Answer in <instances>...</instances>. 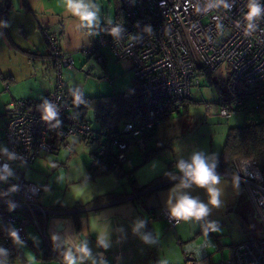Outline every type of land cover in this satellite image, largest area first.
I'll return each mask as SVG.
<instances>
[{"label":"built area","instance_id":"2783aa9c","mask_svg":"<svg viewBox=\"0 0 264 264\" xmlns=\"http://www.w3.org/2000/svg\"><path fill=\"white\" fill-rule=\"evenodd\" d=\"M224 3L230 8L218 5L217 0H120L122 19L101 25L95 46L86 55L108 46L115 58L130 60L145 105L144 116L108 120L95 128L80 118L72 105V95L63 89L60 78L57 88L40 101L15 99L6 104L4 139L6 148L16 158L9 160L0 153V167L7 163L13 171L6 181L0 180V221L4 228L0 248L9 253L7 258L0 256V261L17 254L10 231L17 230L20 240L26 241L23 221L30 219L37 224L36 214L43 211L38 204L41 186L24 178L27 167L40 153L70 148L68 139L77 136L95 143L91 167L100 163L112 173L124 171L130 176L133 145L148 147L161 120L179 112L184 101L191 99V81L200 71L212 74L225 65L236 81L251 86L264 82V18L249 34L245 19L247 0ZM260 3L264 4V0ZM117 23L124 32L115 39L109 30ZM95 58L102 61L100 55ZM59 66L72 67L73 59L64 55ZM45 100L57 106L59 126L56 120H42L40 106ZM216 102L223 117L243 110L259 112L264 108V88L232 98L220 96ZM210 107L211 102L205 101L206 116ZM228 175L243 183L264 229V176L257 160L235 161V172ZM143 209L150 218L163 219L171 227L182 221L170 217L167 210L147 204ZM198 260L195 250L187 247L183 264H198ZM216 264H264V236L237 243L230 257Z\"/></svg>","mask_w":264,"mask_h":264},{"label":"crops","instance_id":"0c3cea01","mask_svg":"<svg viewBox=\"0 0 264 264\" xmlns=\"http://www.w3.org/2000/svg\"><path fill=\"white\" fill-rule=\"evenodd\" d=\"M0 2L3 4L0 10V81L5 87L4 93L0 92V95L8 94L5 96L8 98L5 106L15 99L42 100L46 94L57 88L63 68L84 72L85 67L90 65L93 72L105 73L103 71L105 59L100 52L102 47L91 56L86 55V51L94 47L95 42L83 46L77 52L78 56L84 58L79 67L75 66L74 60L72 67L59 66L60 59L64 55L73 56V53L60 46L58 38L64 33V27L57 21L52 22L53 17L43 13L44 8L39 4L41 0H0ZM97 55L102 57L101 62L95 58ZM44 56L52 59V65L58 72L57 84L54 87L36 92L29 90L24 92L16 88L8 90L11 83L14 87L18 80L31 78L39 64L37 62H40ZM33 58L39 61L34 62ZM11 61H14L15 65L11 66L9 64ZM191 101L187 108L183 106L179 112L165 116L161 120L148 147L137 143L133 145L132 162L128 167L132 170L130 176L109 171L94 178L89 177L93 159V148L89 145L92 143L77 136H72L73 140L69 142L70 148H61L54 153H40L30 164L36 162V166L39 165L44 169L41 181H32L41 186L38 204L43 211L36 214L37 224L30 219L23 221L27 239L17 244V254L8 261V264H66L64 260L66 252H71L77 258V264H183L184 252L182 256L178 249L175 252L163 251L168 231L175 230L177 225L171 227L163 219L150 218L144 211L143 205L168 211L166 205L168 193L180 182L182 175L176 169V163L182 154L178 153L176 147H172L175 141L168 139L167 135L173 133L174 127L171 124L175 119L183 124L189 123L190 107L197 102L192 98ZM212 103L208 116L203 110L204 122L215 117L226 118L219 113L218 104L213 110ZM4 115H6L5 107ZM87 119L92 124L89 112ZM97 122H99L97 126L93 124L92 126L96 128L102 125L98 119ZM213 142L210 140L208 147L205 144L201 146L209 164L216 162V157L220 155L224 144V141L220 146L217 143L214 150ZM82 143L87 144L89 149L81 146ZM38 158L41 160L38 161ZM216 172L222 177L221 184L218 185L222 190L220 197L222 203L216 207L222 219L218 220L217 227L227 222L228 217L233 214L246 217V212L251 208L257 216L243 183L229 176V173ZM149 185L152 186L144 189ZM185 191L208 203L209 198L204 189L193 185L192 189ZM138 192L143 193L135 195ZM109 193L118 196L102 199ZM246 201H249L248 205L244 206ZM209 207L211 212L208 219L213 220L212 215L217 209L211 205ZM137 219L147 221L140 231L144 234L152 233L153 239L157 241L155 244H146L133 233L132 228ZM101 236L106 237L109 242L110 247L107 249L98 242ZM85 242L91 250V257L86 256L82 251ZM178 244L182 247L180 242ZM210 244L212 245L211 242ZM202 247L190 245V248L195 250V254L200 253ZM171 253L175 256L172 261L169 260ZM158 255L162 257L160 263L157 261ZM198 264L209 263L199 258Z\"/></svg>","mask_w":264,"mask_h":264},{"label":"rangeland","instance_id":"374dc122","mask_svg":"<svg viewBox=\"0 0 264 264\" xmlns=\"http://www.w3.org/2000/svg\"><path fill=\"white\" fill-rule=\"evenodd\" d=\"M94 2L100 8L101 19L99 26L93 29L79 26V21L65 10L63 0H41L39 2L41 7L44 8L43 13L49 17L52 16V22L57 21L64 27V33L58 38V42L64 50H70L69 52L73 53V56L70 54L76 67H79L84 60V58H81L82 56H78L77 54L79 49L88 44L90 45V43H96L101 25L114 20L116 15L117 10L114 0H94ZM100 52L104 55L105 59L103 66L105 73L93 72L90 65L86 66L83 70L84 72L78 69L63 68L60 78L64 83L63 89L65 91H68L71 95L81 94L91 97L120 93L132 85L134 77L130 60L127 58H115L108 46L102 47ZM33 59L34 62L39 61L36 58ZM37 63L39 64L31 78L28 80H18L17 85L14 87H12L13 84L11 83L10 89L8 90L16 88L24 92L27 90L36 92L48 87H54L57 84L58 72L52 65V59L44 56ZM9 64L13 66L15 62L11 61ZM229 74L225 65H223L216 72L209 74L211 78L208 77L207 73L204 74L202 72L192 79L190 88L191 98L197 102L190 107L189 117L191 119H189V123L187 124H183L178 119H175L171 124L174 127V131L170 135H167L168 139H174L175 144L173 142L172 147H176L178 153L182 154L181 158L189 160L194 151L203 152L201 146L205 144L208 147L210 140L214 141L213 149L215 150L217 143L220 146L224 141L226 130L229 126H240L264 118V108H262L259 112L243 110L239 114H233L230 117H215L208 119L207 122L202 121L204 110V103L202 101L213 102L214 110L215 105H217L216 101L220 97V90H227L226 83L229 79ZM4 89V84L0 81V92L4 93ZM6 95H0V148L6 147L4 139V124L6 122L4 104L8 99L5 97ZM16 97L26 98L25 96ZM33 97L36 98L34 95ZM89 118L94 126L99 124L93 109L89 110ZM72 140V137L68 139L69 142ZM81 146L87 147L88 149L89 147L94 148L95 143L90 144L89 147L87 144L82 143ZM39 159L37 160L39 161ZM43 174V167L36 166V162H34L26 169L24 178L29 181H41ZM248 202L246 201L243 205H248ZM218 212L219 210L217 209L214 215H212L213 220H209L207 216L199 221H181L177 224L175 230L171 229L168 231V238L164 243L163 251L175 252L179 250L183 256L184 249L187 246L190 247L191 245V247L198 248L203 246L200 253L197 254L196 252V255L198 257L200 256L201 261L206 260L209 264H216L222 259L229 258L232 247L242 240L264 236V229H262L259 218L254 214L253 208L246 212V217H240L237 214L229 216L227 222L219 225V231L206 229L209 224V222H205L206 220L210 222L214 221L218 224V220L222 219ZM205 231H207V236L204 235ZM207 238L209 240H205ZM177 241L182 244V247ZM169 256L170 261L175 257L172 253ZM157 261L158 263L162 261L161 255H158Z\"/></svg>","mask_w":264,"mask_h":264},{"label":"clouds","instance_id":"9594fccd","mask_svg":"<svg viewBox=\"0 0 264 264\" xmlns=\"http://www.w3.org/2000/svg\"><path fill=\"white\" fill-rule=\"evenodd\" d=\"M218 5H222L225 9H229L230 6L224 3V0H217ZM63 6L65 10L79 21V26L93 29L99 26L100 23V8L94 2V0H63ZM247 11L245 13V19L247 21L246 29L248 33L255 31L258 28L257 21L264 18V4L260 3V0H247L246 4ZM150 30V29H149ZM124 29L120 23H117L115 27L109 30V35L113 38L118 39L122 36ZM76 102H82L79 96L75 97ZM42 109V120L50 121L56 120L57 126L60 121L58 117V108L56 105L45 100L40 106ZM9 160H14L16 154L9 152L6 147L0 148ZM216 165L209 164L202 151H194L189 160L180 158L176 163V169L181 175L180 182L172 187L168 193V199L166 205L168 208V214L170 217L184 220L199 221L207 217L212 207H219L222 203L220 197L222 190L218 185L221 184L222 177L215 171ZM13 175V171L9 164L5 163L0 167V180L6 181L10 176ZM193 185L197 188L204 189L208 195V203L202 202L199 197L190 195L186 189H192ZM15 191V186L12 189ZM14 208L10 206V210ZM147 221L137 219L134 223L132 231L138 235L142 242L146 244H155L157 241L153 239L152 233H141V229L145 227ZM208 227L211 231H219L216 222H209ZM14 243L21 244L22 241L19 238L17 230H12L9 233ZM207 236V231L204 233ZM99 244L107 249L110 247L106 237L101 236L99 238ZM82 251L86 256L91 257L92 253L88 247L87 242L82 246ZM8 250L0 248V256L8 257ZM82 259V258H81ZM66 264H77V258L73 256L71 252H66L64 255ZM0 264H5L4 261H0Z\"/></svg>","mask_w":264,"mask_h":264},{"label":"trees","instance_id":"16d2710c","mask_svg":"<svg viewBox=\"0 0 264 264\" xmlns=\"http://www.w3.org/2000/svg\"><path fill=\"white\" fill-rule=\"evenodd\" d=\"M116 7V20L122 19V10L120 0H114ZM206 74L204 71L201 73ZM208 77L210 75L207 73ZM227 90H220V96L232 98L250 93L255 89L264 88V82H260L255 86L248 85L243 82L234 80L230 75L226 83ZM240 89V90H239ZM69 93V92H68ZM79 96L82 102H76L75 97ZM72 105L81 119H87V113L93 109L96 118L103 125L108 120H123L145 115V105L140 93V89L133 79L132 85L124 91L111 95L100 96H84L75 94L71 96ZM191 99L184 101L183 106L187 108L191 103ZM1 154H4L0 151ZM255 158L259 164L262 176H264V118L256 121L229 127L225 136L222 151L216 157L215 171L234 173L235 161ZM102 164L89 169V177L94 178L98 175L108 173ZM125 174L123 171L122 173ZM264 184V182H262ZM145 186L144 189L150 187ZM118 196L115 193H109L102 199L114 198ZM4 233L3 223L0 222V235ZM13 257V256H12ZM3 260L5 264L12 258ZM64 262V261H62Z\"/></svg>","mask_w":264,"mask_h":264},{"label":"water","instance_id":"95a60500","mask_svg":"<svg viewBox=\"0 0 264 264\" xmlns=\"http://www.w3.org/2000/svg\"><path fill=\"white\" fill-rule=\"evenodd\" d=\"M2 7H3V4H2V2H0V10L2 9ZM154 188V187H153Z\"/></svg>","mask_w":264,"mask_h":264}]
</instances>
